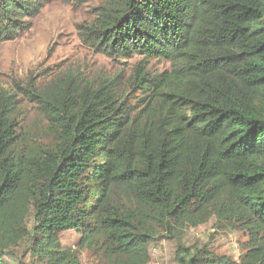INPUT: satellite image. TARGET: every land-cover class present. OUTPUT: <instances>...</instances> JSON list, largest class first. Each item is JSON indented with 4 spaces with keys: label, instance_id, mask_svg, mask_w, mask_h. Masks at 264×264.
Here are the masks:
<instances>
[{
    "label": "trees",
    "instance_id": "16d2710c",
    "mask_svg": "<svg viewBox=\"0 0 264 264\" xmlns=\"http://www.w3.org/2000/svg\"><path fill=\"white\" fill-rule=\"evenodd\" d=\"M42 4L0 0V41ZM96 8L81 36L110 58L137 56L126 70L0 86V264L25 238L46 264H80L58 238L67 230L103 264H146L158 237L179 240L210 216L248 233L245 253L178 241L177 264H264V0ZM20 99L41 113L46 145L18 133Z\"/></svg>",
    "mask_w": 264,
    "mask_h": 264
},
{
    "label": "rangeland",
    "instance_id": "374dc122",
    "mask_svg": "<svg viewBox=\"0 0 264 264\" xmlns=\"http://www.w3.org/2000/svg\"><path fill=\"white\" fill-rule=\"evenodd\" d=\"M42 7L26 20L28 29L13 40L0 41V86L14 89L15 84L44 85L60 74L81 72L84 75L112 74L126 70L138 60L114 59L95 51L81 36V27L96 17L101 0H41ZM168 62L152 61L154 70L168 67ZM20 98V97H19ZM22 100V99H20ZM18 133L28 145H46L50 134L36 105L22 100L15 112ZM29 224L31 217L26 220ZM248 233L241 228L230 229L214 216L197 226H186L179 240L158 237L151 243L146 264H177L178 241L191 250L203 249L233 260L245 253ZM61 245L74 250L80 264H103L100 255L80 244L78 230L58 235ZM6 264H46L33 252L32 240L25 238L11 245L3 258Z\"/></svg>",
    "mask_w": 264,
    "mask_h": 264
}]
</instances>
